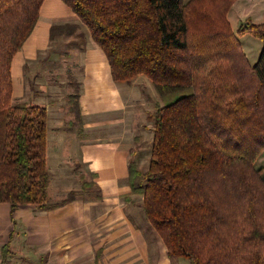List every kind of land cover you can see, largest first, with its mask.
<instances>
[{
	"label": "trees",
	"instance_id": "trees-1",
	"mask_svg": "<svg viewBox=\"0 0 264 264\" xmlns=\"http://www.w3.org/2000/svg\"><path fill=\"white\" fill-rule=\"evenodd\" d=\"M62 1L105 53L114 81L144 75L163 100L148 115L149 165L139 174L131 162L130 185L171 261L264 264L256 168L264 153V24L235 32L228 16L237 0ZM44 2L0 0V203L13 212L66 203L49 204L46 108L13 98L12 63ZM245 34L262 42L254 65Z\"/></svg>",
	"mask_w": 264,
	"mask_h": 264
},
{
	"label": "crops",
	"instance_id": "crops-1",
	"mask_svg": "<svg viewBox=\"0 0 264 264\" xmlns=\"http://www.w3.org/2000/svg\"><path fill=\"white\" fill-rule=\"evenodd\" d=\"M259 8L264 16L263 0H237L229 13L232 29L233 15L239 18L238 29L246 20L264 24V17L256 19ZM67 25L76 27L71 35L51 33ZM67 38L81 45L75 48L64 42ZM56 44L65 51L58 52ZM51 63L61 71L69 65L58 74L70 78L62 97L55 91L61 79L43 67ZM145 77L114 81L105 53L77 15L62 0H45L34 31L12 63L13 98L46 108L49 204L66 203L14 212L11 204L0 203V264H172L162 240L150 231L142 197L133 195L130 185L131 162L144 173L151 154L148 147L142 169L144 127L135 120L145 91L140 82L155 91ZM47 79L45 90H33L34 82Z\"/></svg>",
	"mask_w": 264,
	"mask_h": 264
},
{
	"label": "rangeland",
	"instance_id": "rangeland-1",
	"mask_svg": "<svg viewBox=\"0 0 264 264\" xmlns=\"http://www.w3.org/2000/svg\"><path fill=\"white\" fill-rule=\"evenodd\" d=\"M263 2H264V0H263ZM255 12H256V19L257 20L261 19V17H264L263 15H261V12H262L261 8L256 9ZM45 16H46V18H50L49 17L50 12L49 11L46 12ZM73 18H75V17H73ZM228 18H229V16H228ZM231 21H232V25H233V30L236 31L238 29L237 22L239 21V18L238 17L236 18V16L233 15L231 18ZM250 23H253V21L252 20H246V21L242 22V24L240 26L242 27V26L250 24ZM68 26H70V25H68ZM72 27H74V26H72ZM85 28L87 29L86 26H85ZM245 35H247V34H245ZM245 35H243V36H245ZM243 36H241L240 39H242V43L244 45L246 55L248 57V61L251 65H254L259 58L260 51L262 49V42L250 34H248L247 37H243ZM64 42H69L70 44H72L73 47L75 46V48H76V46L81 45L79 40L72 39V38H70V39L67 38ZM54 48L55 49L57 48L56 50L59 49L58 52H60V53L65 51L64 48L62 47V44H61V46H58L56 44V46ZM66 52L71 53L70 49L67 50ZM75 52H76V50H74L72 52V54H75ZM78 55H79V53L77 54V56ZM76 60H78V59H72V62L76 61ZM43 67L45 68V73H46L47 69H50L52 71H55V74H53V77L56 75V76H59V78L61 80H63V81H61V80L57 81V84H58L57 87L58 88H55V91L61 92V93H57L58 96H60V97L64 96L63 93L69 91V89H66V88H67V84L68 83L70 84V80H69L70 78L68 76L64 77V75L61 76L58 74H60L61 72L67 71V68L69 67V65L64 66V69L66 67L67 68H66V70L63 69L62 71L58 70V69H60V67L59 68L55 67L54 64H52V63H51V65L48 64L47 66H43ZM37 70H39L38 65H36V71ZM43 72H44V70L41 67V73H43ZM49 78H51V76ZM145 78H147V77H145ZM48 83H49L48 79L45 80L44 82H40L38 84H36V82H34V89L33 88L32 89L40 93V91H39L40 87H41V90H45L44 86H46ZM140 83H141L140 85L143 87V89L145 91L142 90L141 112H140V109L137 107L138 114L135 115V120L138 121V126H140L141 128H142V126L144 127L142 129V134H143V139H144L145 143L141 147V150H142L141 157L138 159V165H140V167L142 169H144L147 166L146 163L148 162V158H149V148L148 147L151 148V146H150V142H151V138H152V132L151 131L153 130V122L149 121L148 115L155 113L157 108L163 105V102H162L163 100H161V97L157 93L156 89H155V91H153L152 88H150V84L149 83L147 84V81L143 80ZM59 84H60V86H59ZM153 88H154V86H153ZM75 93H77V90H75L74 94ZM23 102H25V101H23ZM72 102H74V101H72ZM138 151H139V147H138ZM256 168L263 170V178H264V153H262L259 156V158L257 159ZM138 169H139V166H138ZM138 180L140 181V178ZM172 264H189V262H187L185 260L177 259L175 261H172Z\"/></svg>",
	"mask_w": 264,
	"mask_h": 264
}]
</instances>
